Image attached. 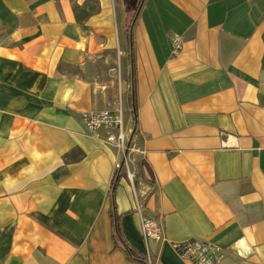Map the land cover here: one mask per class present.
<instances>
[{
  "label": "crops",
  "instance_id": "1",
  "mask_svg": "<svg viewBox=\"0 0 264 264\" xmlns=\"http://www.w3.org/2000/svg\"><path fill=\"white\" fill-rule=\"evenodd\" d=\"M194 238L264 264V0H0V264H193Z\"/></svg>",
  "mask_w": 264,
  "mask_h": 264
},
{
  "label": "built area",
  "instance_id": "2",
  "mask_svg": "<svg viewBox=\"0 0 264 264\" xmlns=\"http://www.w3.org/2000/svg\"><path fill=\"white\" fill-rule=\"evenodd\" d=\"M172 45L173 54H178L183 46V37L174 34ZM81 118L90 133L106 130L107 140L125 150L129 137L122 112L116 110L87 111L82 113ZM140 228L146 242L161 241L164 238L163 226L154 218L142 214ZM174 248L193 264H218L226 257L221 245L207 239L194 238L177 242L174 244ZM147 264H152L151 260H148Z\"/></svg>",
  "mask_w": 264,
  "mask_h": 264
},
{
  "label": "rangeland",
  "instance_id": "3",
  "mask_svg": "<svg viewBox=\"0 0 264 264\" xmlns=\"http://www.w3.org/2000/svg\"><path fill=\"white\" fill-rule=\"evenodd\" d=\"M128 1V2H127ZM141 0H126V4H129L131 6H137L140 5ZM130 123L125 118V128L126 132L128 133ZM125 153L129 156V164L133 166L134 161L136 162L137 157L139 155L138 152V145L136 142L131 141V138H129V141L127 140L126 147H125ZM125 155V154H124Z\"/></svg>",
  "mask_w": 264,
  "mask_h": 264
},
{
  "label": "trees",
  "instance_id": "4",
  "mask_svg": "<svg viewBox=\"0 0 264 264\" xmlns=\"http://www.w3.org/2000/svg\"><path fill=\"white\" fill-rule=\"evenodd\" d=\"M115 180L116 179H114V184H113L114 186L116 185L115 184ZM115 225H116V228H115V230H116V239L119 240V238H120V224H119V221H118V216H116ZM125 248H126V250L128 251V253H129V255L131 257L144 259V255H140V254L135 253V251H133V249L130 248L129 246L125 245Z\"/></svg>",
  "mask_w": 264,
  "mask_h": 264
}]
</instances>
